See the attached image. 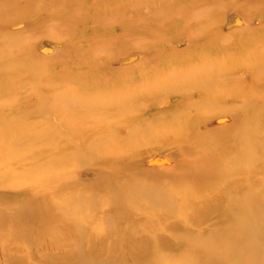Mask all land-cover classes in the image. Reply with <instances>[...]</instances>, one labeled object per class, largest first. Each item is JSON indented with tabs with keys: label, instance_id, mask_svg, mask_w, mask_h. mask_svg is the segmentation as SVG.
Returning <instances> with one entry per match:
<instances>
[{
	"label": "rangeland",
	"instance_id": "1",
	"mask_svg": "<svg viewBox=\"0 0 264 264\" xmlns=\"http://www.w3.org/2000/svg\"><path fill=\"white\" fill-rule=\"evenodd\" d=\"M61 11L65 18L69 16L68 22H51L41 30L22 23L8 26L28 15L34 20ZM193 12L197 15L190 17ZM128 15L131 17L123 21ZM152 16L157 17L156 23H150ZM131 21L138 26L133 27ZM263 24L264 0H0V44L12 47L0 51V127L12 125L11 132L21 133L13 140L0 139V264H76L70 248L77 249L88 264H140L118 254L127 232L123 234L120 222L113 218L119 211L120 187L132 181L142 183L148 191L157 184L167 194L173 187L189 188L192 195L201 189L198 198L179 204L187 212L184 219L169 216L164 220L159 239L165 244L161 254L172 257L187 252L204 263V248L194 244L229 234L234 226L231 210L236 212L242 195L251 193L252 198L264 190L260 182L264 141L257 142V137L247 133L240 137L241 129L226 122L231 114L218 113L216 107L226 100L236 101L241 83L251 84L247 88L252 89L253 97V92L264 89L263 80L253 83L246 74L252 61L232 39L257 40L254 37L264 33ZM123 36L133 39L128 46L138 55L133 59L138 69L123 66L100 80L113 83L125 78L129 88H91V77L78 73L96 74L97 69L112 67L107 62L121 61L126 48H112ZM218 46L224 47L220 54L212 50ZM253 48L261 49L258 45ZM19 57L32 65L16 66L12 62ZM161 57L170 62L168 67L160 65ZM141 59L149 65L139 64ZM220 61L225 64L221 76L238 82L214 85L213 72ZM33 67L37 69L31 72ZM139 69L144 80L134 74ZM178 86L185 87L184 93H177ZM208 86L224 92L214 93L221 99L206 108L213 116L205 118L203 126L218 124L216 120L221 119L217 125L221 132H233L235 138L224 144L236 154L225 152L220 144L216 149L211 146L212 153L190 147L185 139H176L189 132L184 122L178 118L167 123L162 117L183 114L194 118L195 106L186 104ZM88 97L96 100L88 101ZM252 103L246 100L250 113L258 108ZM75 130L82 137L75 136ZM32 131H38L37 137ZM123 134H130L132 141L122 142ZM204 139L219 143L217 134ZM6 148L10 154L14 152L13 157L3 155ZM204 167L207 178L197 175ZM213 183L217 187L210 192ZM55 189L88 197V201L83 199L87 202L82 198L78 202L80 212L88 218L77 220L69 207H52ZM100 198H106L109 205L100 208ZM150 203L145 194L134 199L132 204L139 212L128 211L132 220L145 218L142 214ZM171 208L181 216V208L176 204ZM93 217L100 224L95 234L101 241L89 252L87 233ZM41 230L57 233L44 234L42 239ZM102 247L107 250L101 251ZM224 254L227 262L231 253L225 249Z\"/></svg>",
	"mask_w": 264,
	"mask_h": 264
},
{
	"label": "bare ground",
	"instance_id": "2",
	"mask_svg": "<svg viewBox=\"0 0 264 264\" xmlns=\"http://www.w3.org/2000/svg\"><path fill=\"white\" fill-rule=\"evenodd\" d=\"M21 6H23V4ZM195 13L196 12H193V14L190 15V17L196 16L197 14ZM29 16L30 15H28V17H24L25 19L19 18L22 20L16 19L10 22L8 26L14 27L15 25L22 23L23 27H30L32 29L37 28L41 30L42 28L46 27L51 22H61V23L68 22L67 17H69V16H66L65 18V16L62 14V11L61 13L59 12L58 15L45 16V17H41L40 19L37 18L34 20L30 18ZM130 17H131L130 15L126 16V18L123 17V21H127ZM156 18L157 17L155 16L150 17L149 18L150 23L151 22L156 23L157 22L155 21ZM162 20L164 21V19ZM135 23L136 21H134L133 25L132 24L131 25L133 27H137L139 23H136V24ZM169 23L172 24V22L170 21ZM261 27L264 30V24ZM262 36H264V33L261 35H258L257 37H254V38H258L257 40H252V38L250 37H246L241 40L238 36L232 38L234 40V44L235 43L237 44L236 47L239 46L240 51L247 54L248 57L252 61L251 68L246 74H249L252 77L251 81H253V83L255 82L259 83L260 80L264 81V73H263V70H264V37ZM130 40H133V39L123 36L117 41H115L116 43L114 47L112 48L113 50L121 49L123 47L126 48L125 50H122L123 52H125L122 60L128 59L129 57L132 56V58L127 61V63L121 62L122 60L120 61V60L114 59L110 62H107L112 66L111 68L109 66H104L103 68L95 70L94 73L96 74H92V75L91 74L89 75L88 72H81L78 74L79 75L81 74V76H85V77H88V76L91 77V81H92V83H90L91 88H97L95 86H98L99 87L98 89H101V88L102 89L109 88L110 90L128 89L129 88L128 83H126V81L123 80L125 78H121V80H118V81L116 80L113 83H107L106 81L104 82L101 81L100 76H105L107 73H110V72L112 73L119 72L124 68L123 66L127 67L128 65L129 66L135 65L132 69H138L137 68L138 66H136V64L133 63L135 61L133 59H136L138 55L135 52H133L131 46H128V44H130ZM3 45L4 43L2 45L0 44L1 52L6 51V50L10 51V49L12 48L11 45H7V44H5L4 46ZM256 45H258L261 49L260 50L254 49L253 47ZM212 50L216 51L217 54H220L221 52L224 51V47L218 46V47L213 48ZM107 52H109V50ZM234 53L236 54L240 52L236 51ZM215 59H218V58H215ZM29 61L30 60L26 59L25 57L23 58L19 57V59L13 61L12 63H16V66L18 67L19 66L25 67V66L32 65V63ZM159 62H160V65L163 64L167 67L170 65V62L166 60L164 57H161L159 59ZM36 64H38V62H35V65ZM139 64L149 65L145 63L142 59L139 61ZM36 69L37 68L33 67L31 69V72ZM214 69L216 70V72H213V73L216 75V78L218 79V81L217 79L215 80L216 82L214 83V85H216L220 81L224 82V84L227 82L228 84L226 85H230L235 82H238L236 78L229 77L226 80L223 76H221V74H223L225 71V64L223 61H220ZM134 74H137L138 76L141 77L140 78L141 80H144V76L141 74L140 69L139 71H134ZM153 78L155 81H157V76H154ZM175 84H171V86H174ZM250 86H251L250 83L249 84L241 83L240 85L237 86L241 88L238 90L237 94L235 95V98H237L236 101L233 102L232 99L226 100L225 103L221 102L222 105H219L216 107H217L218 113L231 114L230 116H227L228 118L226 119V122L229 125H231L229 127L237 126L239 127V129H241V131L238 133L240 137H242V135L244 136V134L247 133L248 137L253 136V135L255 138L257 137L258 138L257 142L261 140L264 141V89L258 93L253 92L255 96L253 97L251 96L252 89L247 88ZM183 88L185 87L178 86L176 88L177 93H184ZM217 91L224 92V90L217 89L216 86H208L207 88H202L200 90V94L196 96L195 100L193 98L192 100H189L187 102L186 106H189V105L191 106V104L192 106L193 105L195 106L194 107L195 109L194 118L189 119L183 114L163 115L162 117L167 120V123H170L171 121H173V119L175 120L178 118L181 119L180 122H184L183 127L186 126L189 129V132H187L188 135L186 133V135L183 136V134L185 133L183 134L181 133L176 139H182V138L185 139V141L189 144L190 147L199 148L200 151H205L206 153H212L211 149H214L212 147H215L216 149L217 148L216 146L220 144L221 148L225 152L228 151L229 153L236 154V150L232 148H227L224 144L226 143L227 139H235V138L233 136V132H230L228 130H224V133L221 132L220 127L217 126L219 125L221 119L216 120L218 121V124L214 122L215 124L213 125L211 124V125L203 126L204 119L205 118L210 119L211 116H213L211 112L209 111L206 112V108L208 107L210 109L213 102H216L218 104L220 102V99H221L220 96L214 94ZM76 92H80V91L78 90ZM170 92L171 91H169V93ZM63 93H66V92H63ZM211 96L213 99H216L219 101H214L213 99H211ZM70 97L68 98L71 99ZM225 97L229 98L231 96H228L227 94H225ZM66 98L67 97H65V99ZM247 99H251L253 101L252 106L258 105V108L255 109L251 113L249 112V110H247L249 109L246 104ZM86 100L93 102L96 100V98L88 97ZM65 101L68 102L67 100ZM91 105H93V103ZM195 123H199V124L197 128L194 129L192 126ZM139 124L140 123H137L136 125H139ZM11 126L12 125H4V126L1 125L0 139L5 138V140H11V139L13 140L14 138H17L16 136H21V133H19L18 131H17V134H14L13 132H11L10 131L11 128H9ZM121 126L120 128H122ZM169 126L170 125H167V128ZM31 130H32V127H31ZM243 130L245 132H243ZM123 131L125 130H122L121 133ZM33 132L34 131H32V133ZM37 132L38 131H36V134L33 133L34 136L36 135V137L38 134ZM74 134L75 136L82 137V135H80L81 131L79 130H75ZM103 134L107 136L108 132L106 133L104 132ZM205 134L206 135L217 134L219 143H213V141H208L204 139L206 136ZM112 135L117 136L118 134L112 133ZM121 141L125 143H129V141H132V137L130 136V134H123L121 136ZM5 146H8V144L4 145V147ZM223 150H221L220 152L221 154L225 153ZM2 153L3 155H6V158L13 157L12 155H14V152L10 154L8 148H6V150L3 151ZM245 167L248 169L249 165H246ZM197 175L207 178L209 174L207 173L206 167H204V168H201L200 171H198ZM260 176H261V179L259 178L261 180L260 182L264 183V173ZM173 185H177V184H173ZM216 187L217 185L213 183L211 186H209V191L213 192ZM146 188L148 187L144 186L142 183L139 184V182L132 181L130 183H127L126 185H122L119 189V194H120V198L118 201L119 211H115V214H114L115 217L113 216V218H115L117 221L120 222L121 230L123 234L127 232V234L123 235L122 237V243H121L122 248H121V251L118 253V254H121V256L125 257L126 259L133 258L134 261L140 264H264V203H262L264 200V190L256 193V195L252 196V198H251V193L250 195L248 194L247 196H245V194L242 195V197L240 198V200L237 202L235 206L236 212L234 211V209L231 210L234 226L231 228L232 230L231 232H229V234L227 233V235H225L224 237L218 236L212 241H209L208 239H205V240L202 239V241L196 242L194 244L195 246L204 248V253L207 258L205 262L203 263L202 260L201 261L197 260L193 255L188 254L187 252H182L181 254L172 256V257L161 254L160 249L163 248L165 244L163 240L159 239V234L161 233L162 224L164 223V220L169 216H175L178 219H184L185 216L187 215V212L186 210H183L182 212V208L179 206V204L185 205L188 200L190 199L193 200L195 198H198L202 194L201 189L195 190V194L192 195L191 192L189 191V188H186L184 190H179L176 187H173V189L167 190L168 194L166 190H162L161 188H158L157 184H154V186L151 188V191L145 190ZM141 194L147 195L151 203L147 207L148 209L147 212L142 214L145 218H142L139 221L138 220L133 221L128 211L135 210L139 212V207L132 203L134 199L138 198ZM52 195H53L52 207L54 206L56 210L59 209L60 207L66 206V207H69V209H71L70 211L72 212L73 215H76L77 220H83V219L88 218L86 214H83L82 212H80L81 204H78L80 198H82L81 201L84 203L88 201V197H85L84 195H81L80 193L78 194L77 191L73 192L72 195L62 194L61 190L59 189H55L54 194ZM83 199H86L87 201ZM98 204L100 208H105L107 205H109V203L106 201V198L98 199ZM172 204H176L177 208H181V212L183 213V215L181 213V216H180V214H178L177 211L174 212L173 209L171 208ZM120 208H122V212H120L121 211ZM126 213H128L130 218L127 217ZM96 218L97 217H93V226L91 227L90 230H88V233H87L89 234V241H90V244L88 245V249H90L89 252H92L94 247L100 244V241H101V238L97 237L95 234L100 229V226H99L100 224L97 221L98 219ZM54 220L57 222L55 217H54ZM118 226H119V223H117L116 227ZM56 233L57 232L55 231H49V230L44 231V232L43 230H41L39 232L40 236L42 235V239H44V234L53 235ZM70 249H71L70 255L71 256L76 255L77 257L76 264H88L86 261L82 259V257H80L77 249H73V248H70ZM104 249L107 250V248L102 247L101 251H103ZM225 249H227L231 253L230 255L231 258L230 260L228 259L227 262H226V257L224 254ZM89 264H99V263L95 262V263H89Z\"/></svg>",
	"mask_w": 264,
	"mask_h": 264
}]
</instances>
